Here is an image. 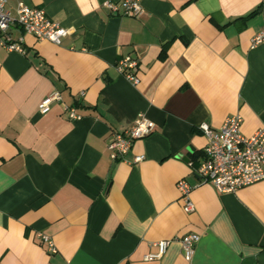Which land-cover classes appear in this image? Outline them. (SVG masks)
I'll use <instances>...</instances> for the list:
<instances>
[{
    "label": "crops",
    "instance_id": "1",
    "mask_svg": "<svg viewBox=\"0 0 264 264\" xmlns=\"http://www.w3.org/2000/svg\"><path fill=\"white\" fill-rule=\"evenodd\" d=\"M117 1H8L75 32L60 45L24 35L26 54L0 45V264H188L190 233L201 237L193 264H264V181L220 193L200 183L201 157L184 160L203 153V123L239 114L245 136L264 128V42L252 43L264 0H139L137 17L104 6ZM126 56L138 85L116 68ZM55 90L62 102L41 113ZM140 115L153 132L113 161L110 140ZM180 180L194 188L192 213Z\"/></svg>",
    "mask_w": 264,
    "mask_h": 264
},
{
    "label": "built area",
    "instance_id": "2",
    "mask_svg": "<svg viewBox=\"0 0 264 264\" xmlns=\"http://www.w3.org/2000/svg\"><path fill=\"white\" fill-rule=\"evenodd\" d=\"M8 1L0 0V45L9 51L26 54L24 35L60 45L65 38L75 32V29L64 28L51 20L43 9L31 8L19 2L12 11L8 8ZM104 6L116 15L137 17L144 13L139 0L107 2ZM15 31L20 32V36L15 37ZM262 42H264V32L252 39L253 45ZM116 68L133 85L139 84L136 59L126 56ZM57 102L61 103L62 98L55 90L40 103L39 111L47 113ZM63 109L71 120L81 117L73 107L64 105ZM242 124L243 117L238 114L228 117L219 129H213L206 123L200 125L199 129L207 139L203 155L195 167L201 184H211L218 192L226 194L236 193L245 187L264 181V128L250 136H245L241 131ZM154 128L155 124L151 120L140 115L129 129L114 135L110 140L108 144L110 158L113 161H125L135 142L150 135ZM143 159V156H138L134 159V163ZM190 165L194 166L192 162ZM177 188L184 202V210L192 213L195 207L190 194L194 188L185 180L178 181ZM200 238V235L190 233L180 240L188 264H193ZM38 239L48 245L49 252L56 253V248L48 236L38 233ZM155 246L158 247L159 252L146 255L147 261L157 260L165 254L169 241L158 242Z\"/></svg>",
    "mask_w": 264,
    "mask_h": 264
},
{
    "label": "trees",
    "instance_id": "3",
    "mask_svg": "<svg viewBox=\"0 0 264 264\" xmlns=\"http://www.w3.org/2000/svg\"><path fill=\"white\" fill-rule=\"evenodd\" d=\"M259 11H254L251 14H249L247 17L242 18L241 23L246 24V22L251 19L253 16H255ZM236 22V21H235ZM166 56V48L163 49L161 57L164 58ZM203 153H197L193 155L191 158H189V161L197 162L200 157H202Z\"/></svg>",
    "mask_w": 264,
    "mask_h": 264
},
{
    "label": "water",
    "instance_id": "4",
    "mask_svg": "<svg viewBox=\"0 0 264 264\" xmlns=\"http://www.w3.org/2000/svg\"><path fill=\"white\" fill-rule=\"evenodd\" d=\"M184 160L187 161V162L189 161L188 158H186V159H184Z\"/></svg>",
    "mask_w": 264,
    "mask_h": 264
}]
</instances>
